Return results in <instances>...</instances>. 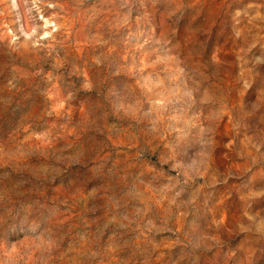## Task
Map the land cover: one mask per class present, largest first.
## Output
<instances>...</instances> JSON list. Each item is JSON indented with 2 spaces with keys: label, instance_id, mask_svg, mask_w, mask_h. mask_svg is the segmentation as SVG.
<instances>
[{
  "label": "rangeland",
  "instance_id": "obj_1",
  "mask_svg": "<svg viewBox=\"0 0 264 264\" xmlns=\"http://www.w3.org/2000/svg\"><path fill=\"white\" fill-rule=\"evenodd\" d=\"M0 264H264V0H0Z\"/></svg>",
  "mask_w": 264,
  "mask_h": 264
}]
</instances>
